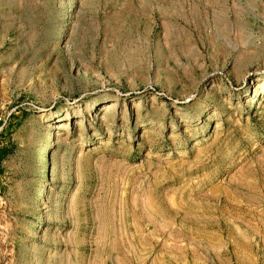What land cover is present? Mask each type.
Returning a JSON list of instances; mask_svg holds the SVG:
<instances>
[{"label": "rangeland", "instance_id": "rangeland-1", "mask_svg": "<svg viewBox=\"0 0 264 264\" xmlns=\"http://www.w3.org/2000/svg\"><path fill=\"white\" fill-rule=\"evenodd\" d=\"M1 148L0 264H264V0H0Z\"/></svg>", "mask_w": 264, "mask_h": 264}, {"label": "bare ground", "instance_id": "bare-ground-1", "mask_svg": "<svg viewBox=\"0 0 264 264\" xmlns=\"http://www.w3.org/2000/svg\"><path fill=\"white\" fill-rule=\"evenodd\" d=\"M252 82V81H251ZM253 85V84H252ZM248 87V86H247ZM251 87H253V86H251ZM250 92V91H249ZM248 93V92H247ZM253 102V101H252ZM116 106V104L115 103H113V102H108V103H106L105 104V106H104V109H106V110H109V109H112V108H114ZM68 122V121H67ZM72 122V121H71ZM75 121H73V123H74ZM65 125H66V123H64V122H61V121H59V122H54V123H51L50 121H46L45 122V124H44V129L48 132V134H49V137H48V139L46 140V142H45V144L43 145V148L41 149V151H40V154H39V158H40V160L42 161V160H44V164H43V166L41 167V173L42 174H45V176H44V179L45 180H48V177H47V172H48V170H47V162H48V150H49V148L52 146V145H54V143H55V140H54V135L56 134V130H61V129H64V127H65ZM55 130V131H54ZM44 180V181H45ZM39 226V225H38Z\"/></svg>", "mask_w": 264, "mask_h": 264}, {"label": "trees", "instance_id": "trees-1", "mask_svg": "<svg viewBox=\"0 0 264 264\" xmlns=\"http://www.w3.org/2000/svg\"><path fill=\"white\" fill-rule=\"evenodd\" d=\"M1 151H3V149H2V148L0 149V152H1ZM48 156H49V153H48Z\"/></svg>", "mask_w": 264, "mask_h": 264}]
</instances>
